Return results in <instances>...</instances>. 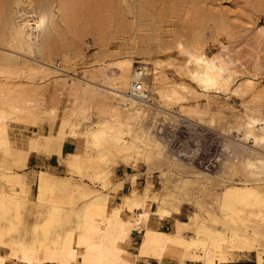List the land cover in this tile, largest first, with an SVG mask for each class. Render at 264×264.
I'll return each mask as SVG.
<instances>
[{
  "label": "bare ground",
  "instance_id": "bare-ground-1",
  "mask_svg": "<svg viewBox=\"0 0 264 264\" xmlns=\"http://www.w3.org/2000/svg\"><path fill=\"white\" fill-rule=\"evenodd\" d=\"M158 1L167 0H0V264H50L51 261L55 264H151L152 260L155 264H225L233 255L251 252H256L257 264H264V250L258 247L260 237L264 238V181L250 179L263 170L262 159L241 161L239 169L249 180L219 190L218 209L226 219L234 220V225L235 220L243 224V227L232 226L230 232L210 226V221L220 219L213 208L202 204L198 210H188L183 219L182 211L162 207L156 197L147 195V188L132 196L107 189L105 180L115 177L122 154L133 149L127 136L141 119L150 115L155 103L152 101L157 98L170 106L183 99L178 87L183 90L187 85L182 80L176 87L170 83L167 71L170 61L153 57L148 54L150 50L132 45L135 50L108 52L102 60L86 63V67H91L86 68L89 77L108 87L100 92L104 99L99 102L91 100L90 89L76 83L69 93H65V86L54 87L50 93L46 85L13 83L14 80L10 83V79L32 78L39 69L38 63L49 60L60 50L76 55L85 34L131 28L148 30L153 33L149 40L156 38L157 43H168V22L156 21L154 17ZM171 1L174 7L180 6L174 8L171 4L176 12L185 14L195 0ZM127 15H131L130 21H126ZM146 17L151 20L145 22ZM222 17L219 11L212 15L219 23L224 22ZM179 25L174 23L173 30ZM156 31H161L163 37ZM196 31H192L190 38L189 33L188 39L178 40L181 54H186L179 61L181 74L193 80L201 92H241L251 79H238L241 78L237 77L239 71L231 68L229 58L211 57L202 52L198 46L203 42L201 30ZM59 62L60 67L62 62ZM140 82L144 90L136 92L134 86ZM63 104L68 114L62 115L66 117L62 126L84 124L92 110L99 111L102 118L96 122L91 140L86 141L88 149L61 157L82 182L75 181L63 188L64 178L56 179L41 171L37 201L47 206L39 217L30 221L28 201L22 196L24 182L17 172L26 166L28 159L29 152L24 154L28 150L24 145L26 140L38 135H52L58 109ZM242 118L239 125L244 129L243 135L264 144V117L245 114ZM85 180L100 183L102 190L85 185ZM54 181L61 183L47 202L46 195ZM121 186L118 183L117 187ZM80 189L86 198L77 206L74 192ZM60 194L68 197V208ZM168 220L173 224V231L163 230ZM134 232L141 234L136 248Z\"/></svg>",
  "mask_w": 264,
  "mask_h": 264
},
{
  "label": "rangeland",
  "instance_id": "rangeland-1",
  "mask_svg": "<svg viewBox=\"0 0 264 264\" xmlns=\"http://www.w3.org/2000/svg\"><path fill=\"white\" fill-rule=\"evenodd\" d=\"M156 3L154 17L157 18L155 20L168 22V28H166L169 30L168 43H157L156 38L151 41L149 37L153 36L152 32L140 29L134 31L131 28L85 34L84 42L76 50V55L69 54L70 52L65 54L60 50L52 55L50 61L38 63L39 69L34 71V78L10 79V83L14 80L13 83L19 81L25 84L32 82L46 85L49 86L50 93L54 87L62 88L63 86L64 88L65 86V93H69L68 91L72 90L73 86L84 85L90 89L88 95H91V100L94 98L93 102H99L104 99L100 92L103 93L102 89H108V87L102 81L89 77L87 69L91 67H86V63L100 61L108 52L135 50L133 47L135 45L136 49H143L147 52L152 50L148 54L153 57L170 61L169 64H171L167 70L170 83L176 87L182 80L181 82L187 85L183 89L185 93H182L183 90L178 87L183 99L170 106L164 105L157 98L156 101H152L155 102V107L153 106L150 115L141 119L127 136V141L133 149L122 154L120 165L118 164L115 168L113 175L115 177L105 180L107 189H116L123 196H132L133 194L138 195L139 190L147 188V195L156 197L162 207L182 211L180 217L183 219H186L190 209L198 210L202 204L206 208H213L220 219L218 222L210 221V226L220 231L230 232L232 226L234 228L236 225L243 227V224L237 219L234 225V220L226 219L224 213L218 209L216 202L219 190L232 183L249 180L248 176H245L239 169L241 161L249 158L264 160V144L246 138L243 135L244 129H240L239 125V121H243L242 116L245 114L264 117V0H203L199 2L195 0L191 1L185 14H182L183 11L179 9V12H176L174 8L178 6L174 7L171 0ZM209 10L213 14L219 11L224 22L219 23L212 19L213 14L209 13ZM125 19L130 21L131 15H127ZM145 20V22L150 21L151 17H146ZM169 22H173L172 25L179 23V28H176L179 31L175 28L174 31ZM197 29L201 30L203 38V42H199L198 45L202 52L211 57L224 56L226 60L229 58L227 61L232 62L231 68L239 71L237 77L241 78L238 79L247 77L251 79L250 84H246L241 92L235 94L231 91L215 90L201 92L193 80L181 74L180 62L186 54H181V47L177 46L178 40L187 38L189 33L188 38H190L192 31L197 32ZM70 34L74 36L75 33ZM176 39L177 42H175ZM59 61L62 62L60 67ZM138 66L139 64H136V67ZM64 104L58 109V119L51 130L53 136L38 135L31 138L32 140H26L24 145L28 149L24 154L28 152L30 154H27L26 166L18 169L17 172L21 173V180L24 182L25 190L22 196L28 201L30 221L39 217L40 212L44 211L47 206L46 204L40 205L37 201L41 171L52 174L56 179L64 178L65 181L61 184L63 188L75 181L82 182L78 173L70 165L62 162L61 157L68 156L75 150L77 153H82L88 149L87 144L89 143L86 141L91 140V132L96 128V122L102 118L99 111L92 110L89 120L84 124L73 127L62 126L68 114ZM44 127L47 128V125ZM52 156L56 158V164L55 167L50 168L45 162ZM135 164H137L136 167ZM231 166H234V171L231 170ZM250 179L264 181V168L257 176ZM55 182L52 183V190L46 195L47 202L50 201L53 192L59 188L61 183ZM92 182L84 181L85 185L102 190L100 183ZM118 183L122 184L121 189L117 187ZM81 190L83 191L80 189L74 192V195L77 194L76 198L74 197V204L77 206H81L86 198L80 194ZM60 196H62L64 206L68 208L70 206L68 197L63 194ZM64 201H68V204ZM238 222L242 226L238 225ZM163 230L173 231V224L170 220L164 223ZM186 237L190 238V234ZM133 240L134 248H136L141 240V234L134 232ZM260 240L258 247L263 251L264 238L261 236ZM220 245L225 247L222 241ZM240 258L248 261L244 264L257 263L256 252H251L249 255L241 254L237 257L233 255L229 262ZM50 264L55 263L51 261Z\"/></svg>",
  "mask_w": 264,
  "mask_h": 264
},
{
  "label": "crops",
  "instance_id": "crops-1",
  "mask_svg": "<svg viewBox=\"0 0 264 264\" xmlns=\"http://www.w3.org/2000/svg\"><path fill=\"white\" fill-rule=\"evenodd\" d=\"M46 165H48L50 168H53L55 167V164H56V158L55 157H49L46 159ZM248 262L246 259H243V258H240V259H237V260H232L230 262H227L225 264H244ZM156 262L154 260L151 261V264H155ZM257 264V263H256Z\"/></svg>",
  "mask_w": 264,
  "mask_h": 264
},
{
  "label": "built area",
  "instance_id": "built-area-1",
  "mask_svg": "<svg viewBox=\"0 0 264 264\" xmlns=\"http://www.w3.org/2000/svg\"><path fill=\"white\" fill-rule=\"evenodd\" d=\"M60 64V62H58ZM134 90L136 92H141L144 90V87H143V83H136V85L134 86Z\"/></svg>",
  "mask_w": 264,
  "mask_h": 264
}]
</instances>
